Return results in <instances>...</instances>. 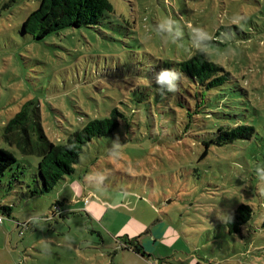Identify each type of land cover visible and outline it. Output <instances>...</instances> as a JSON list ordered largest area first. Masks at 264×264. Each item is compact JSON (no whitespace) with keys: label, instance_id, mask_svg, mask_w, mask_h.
<instances>
[{"label":"rangeland","instance_id":"1","mask_svg":"<svg viewBox=\"0 0 264 264\" xmlns=\"http://www.w3.org/2000/svg\"><path fill=\"white\" fill-rule=\"evenodd\" d=\"M109 1L110 18L95 27L36 38L20 30L39 0H0V147L4 123L29 99L56 143L114 107L123 114L46 193L30 195L40 185L37 157L23 161L10 147L24 166L11 188L16 164L0 177V205L11 207V217L0 208V264H264V0ZM169 17L183 36L158 28ZM229 24L238 32L204 50L237 86L213 94L219 107L199 117L202 125L241 119L255 132L198 160L204 134L184 119L192 86H157L156 69L193 53L194 29L212 38ZM240 203L250 218L229 234L221 218ZM126 236L145 254L126 248Z\"/></svg>","mask_w":264,"mask_h":264},{"label":"trees","instance_id":"2","mask_svg":"<svg viewBox=\"0 0 264 264\" xmlns=\"http://www.w3.org/2000/svg\"><path fill=\"white\" fill-rule=\"evenodd\" d=\"M112 12L113 6L109 0H39L38 6L23 20L20 31L31 33L36 38H42L66 26L95 27L102 20L110 18ZM238 29L237 26L231 24L220 25L212 38L199 39L198 42L195 40L197 44L188 58L181 61L167 60L159 69H156V74L161 69H173L181 73V80L166 81L162 83L163 85H171L170 83L173 82L180 85L185 81L186 90L192 86V92H190L192 102L188 103L185 108L184 119L186 120L185 129L191 128L194 131L198 129L199 134H204L200 141L202 149L195 156L198 160L205 159L214 144L225 145L237 139H248L255 132L254 126L241 119L236 118L223 124L206 122L202 125L199 117L201 116L203 120L208 119L211 112L209 107L212 104H215L216 108L219 107L216 101L212 100L213 94H221L222 91L237 86L231 81L232 75L224 66L208 58L204 47L213 42L222 43L217 36L230 34L234 30L238 32ZM242 93V89L237 92L239 95ZM242 103L241 106L246 107L244 102ZM122 116L123 114L114 107L108 116L88 119L81 127L69 133L63 142L56 143L48 139L42 128L39 103L29 99L21 104L2 127L1 138L5 145L0 147V177L6 173L7 169L13 170L12 166L16 164V171L8 174L10 179L7 186L11 188L14 186L12 181L23 175L22 171L19 173V167L24 166L22 158L34 155L37 157L36 167L40 185L38 189H30V195L37 192L46 193L58 183L60 184L66 175H74V166L80 161V155L87 142L92 138L112 133L119 126V118ZM195 119H198L197 123ZM10 147L19 152V157L23 161L17 159ZM97 156L95 155L93 160ZM21 183L29 187L28 183L24 181ZM16 185L19 184L16 183ZM0 208L6 216H10L11 207L9 205L1 204ZM250 213L251 208L247 204L240 203L233 208L226 216V221L229 216L231 217L230 221L226 222L227 232L229 234L240 233L241 225L248 221ZM123 242L126 248L132 249L135 253L145 254L137 237L125 239Z\"/></svg>","mask_w":264,"mask_h":264},{"label":"clouds","instance_id":"3","mask_svg":"<svg viewBox=\"0 0 264 264\" xmlns=\"http://www.w3.org/2000/svg\"><path fill=\"white\" fill-rule=\"evenodd\" d=\"M242 19V18H241ZM237 22V21H234ZM173 24H176L177 26L174 28ZM159 29H162L163 31H165L168 34H171L173 32L176 33V35L178 36H183V32L180 28V26L176 23L175 20H173L171 17L167 18L163 23H161L158 26ZM194 34L200 39V40H208L210 39L209 35L207 32H205L202 28H196L194 29ZM173 39H175V37H173ZM177 80H181V73L173 70V69H161L155 77V84L157 86L161 85L163 82L166 81H177ZM179 89V84L178 83H171L170 87H169V91L171 92H176ZM258 174H260L261 179H264V170L262 169H258ZM225 223L230 221L231 217H228V221L224 220L223 218H221ZM3 217H0V222H2Z\"/></svg>","mask_w":264,"mask_h":264},{"label":"crops","instance_id":"4","mask_svg":"<svg viewBox=\"0 0 264 264\" xmlns=\"http://www.w3.org/2000/svg\"><path fill=\"white\" fill-rule=\"evenodd\" d=\"M68 178H70V177H68ZM66 180H67V178H65L64 180H62V182H63V181H66ZM58 185H59V184H58ZM10 215H11V214H10ZM126 239H130V238L126 236Z\"/></svg>","mask_w":264,"mask_h":264},{"label":"built area","instance_id":"5","mask_svg":"<svg viewBox=\"0 0 264 264\" xmlns=\"http://www.w3.org/2000/svg\"><path fill=\"white\" fill-rule=\"evenodd\" d=\"M86 199V198H85ZM86 201H87V199H86ZM0 217H1V215H0Z\"/></svg>","mask_w":264,"mask_h":264}]
</instances>
